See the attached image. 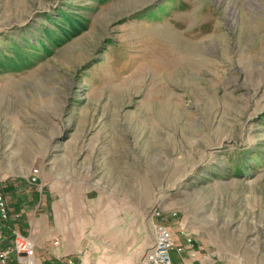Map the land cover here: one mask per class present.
<instances>
[{"label": "rangeland", "instance_id": "1", "mask_svg": "<svg viewBox=\"0 0 264 264\" xmlns=\"http://www.w3.org/2000/svg\"><path fill=\"white\" fill-rule=\"evenodd\" d=\"M0 185L43 251L88 207L264 264V0H0Z\"/></svg>", "mask_w": 264, "mask_h": 264}, {"label": "crops", "instance_id": "2", "mask_svg": "<svg viewBox=\"0 0 264 264\" xmlns=\"http://www.w3.org/2000/svg\"><path fill=\"white\" fill-rule=\"evenodd\" d=\"M106 207L107 206H105V208ZM76 211L79 216L72 226L68 227L66 225L61 232L55 231L56 229L52 230L50 231V233H52L50 236L49 231L47 232L49 238H52V246L44 250L45 252L40 247V237H38L40 231L36 229V225L32 235L30 234L32 231L31 227L29 230L30 232H26V230L18 225V218L11 221V224L17 229L19 228L24 234L35 237L36 254L34 257V264H68L69 260H71L73 264H134L129 257L131 255L125 254L121 257L118 255L120 250L115 249V246L111 243L112 237L117 238L118 235L115 228L114 217L107 209H104L99 215L94 212L88 215V207H81L76 209ZM131 224L130 222V226ZM74 231H76L75 236L70 234ZM124 236L126 240H130L131 238L130 234H127V229H124ZM56 240L58 243H55ZM177 242L181 243L180 241ZM151 244L148 246L146 244L143 245L141 256L138 258V261H136L137 264H141L140 262ZM81 248L85 250V255L77 258L76 253L82 251ZM128 250L129 249L126 248L124 252H128ZM92 251L95 252V255H91ZM191 251L189 250V254H191ZM185 254L186 253L179 254L173 251V262L175 264H184V262L185 264H196ZM17 258L18 256L16 253L12 254L9 261L10 264H18Z\"/></svg>", "mask_w": 264, "mask_h": 264}, {"label": "built area", "instance_id": "3", "mask_svg": "<svg viewBox=\"0 0 264 264\" xmlns=\"http://www.w3.org/2000/svg\"><path fill=\"white\" fill-rule=\"evenodd\" d=\"M31 175V180H38V170H34ZM157 215L161 216V213L158 211ZM18 217H20V212H15L11 209L8 196L0 185V264H10V258L14 253L18 256V264H34L36 252L33 238L11 224V221ZM161 219L162 222L155 223V240L149 246L140 263L175 264L172 252L176 251L179 254H183L187 246L192 247L191 254L195 255L196 249L193 238L186 234L183 242H177L174 233H172L166 223V217H161ZM68 264H73V262L69 260Z\"/></svg>", "mask_w": 264, "mask_h": 264}]
</instances>
